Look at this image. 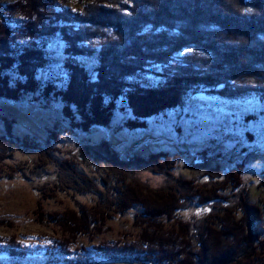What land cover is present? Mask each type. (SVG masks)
Wrapping results in <instances>:
<instances>
[{
	"label": "rangeland",
	"instance_id": "374dc122",
	"mask_svg": "<svg viewBox=\"0 0 264 264\" xmlns=\"http://www.w3.org/2000/svg\"><path fill=\"white\" fill-rule=\"evenodd\" d=\"M151 1L0 0V29L13 37L34 30L35 36L41 35L35 38L37 44H45L51 60L38 74L37 93L15 101L0 99V246L26 251L23 257L1 254V264H182L189 259L180 255L185 249L197 253L194 241L186 244L182 236L177 238L176 234L182 235L177 220L161 216L147 224L146 218H140L145 206L149 212L163 210L166 190L156 194L144 187H165V177L142 169H134L133 175L132 171L114 173L115 169L106 166L104 149L98 148L102 143L124 164L155 158L157 172L170 168L173 178L187 182L188 189L195 188L187 195L174 192L182 215L178 220L214 227L220 219L229 220V225L239 220L242 214L236 209L243 203L263 210L264 102L227 101L200 93L182 107L141 121L142 128L135 129L126 126L133 119L119 105L107 127L82 132L71 128L58 99L41 94L47 84L56 92L64 89L61 59L63 48L71 47L67 40L71 34L84 57L91 54L85 50L102 51L127 38L120 52L125 59H138L164 72L173 70L182 59H206L192 49L172 52L171 47L146 45L147 38L159 37L163 29L149 33L150 27L145 26L135 31V36L145 37L143 44L128 39L129 18L136 17L143 2ZM113 12L115 18L109 16ZM57 26L65 32L58 33ZM74 30L81 34L73 35ZM88 69L94 76L93 64ZM233 84L231 91L254 87L264 93V82L255 84L245 76ZM70 113L77 117L73 108ZM112 190L117 193L114 201L125 199L129 209L98 207V203L107 204ZM83 215L88 221H98L95 228L84 235L69 231V224H79ZM258 226L264 243V211ZM159 239L172 244L166 251L176 262L151 260V255L141 254L110 260L97 254V248L113 246L159 253ZM254 246L264 264V246ZM237 260L233 264L244 259Z\"/></svg>",
	"mask_w": 264,
	"mask_h": 264
},
{
	"label": "trees",
	"instance_id": "16d2710c",
	"mask_svg": "<svg viewBox=\"0 0 264 264\" xmlns=\"http://www.w3.org/2000/svg\"><path fill=\"white\" fill-rule=\"evenodd\" d=\"M147 3L149 2H143L141 8H137L135 18H129L128 29L131 31L128 30V39H134L136 43L140 40L143 44L145 37L135 36V31L141 32L145 26L150 27L149 33L163 29L159 32V37L147 38L146 45L171 47L172 52L192 49L199 51L206 59H182L179 65L172 67L173 70L164 72L143 65L141 60L129 62L125 59V53L120 52H123L127 38H122L116 44L114 42L110 48L102 51L85 50L91 52V56L84 57L80 55L84 51L75 48L74 36L69 35L73 39L67 37L72 42L71 47L63 48L61 59L66 78L65 87L56 92L53 85L47 84L41 94L60 101L62 114L71 122L72 129L87 132L94 126L107 127L119 105L133 119L126 126L131 129L142 128L141 121L182 107L200 93L217 95L227 101L256 99L264 102L261 89L256 91L252 87L243 91H231L235 90L233 83L240 75L255 84L264 82V0H154ZM145 6L148 8H144ZM113 13L114 15L111 13L109 16L115 18L116 13ZM56 30L58 33L65 32L59 26ZM29 31L28 35L13 37L6 30L0 29V99L15 101L37 93L40 85L38 74L51 62L45 44L40 46L35 40L41 35L35 36L34 30ZM168 32H173L176 37ZM72 33L78 36L81 34L76 30ZM90 63L93 64L94 76L88 69ZM70 108L77 115L75 119L71 116ZM98 148L104 149L106 166L111 170L115 169L116 174L132 171L130 174L133 175L134 169H142L161 173L165 177V187L157 190L146 185L144 187L156 194L166 190L163 210L152 209L153 212H149L145 206L140 218H146L147 224L161 216L178 221L182 235L176 234L177 238L181 239L182 236L181 241L186 244L192 240L199 249L197 253H189L185 249L180 255L189 259L182 264H233L238 261V257L244 259L238 264L261 263L259 254H255L254 244L264 246L258 226L262 222L264 208L261 210L243 203L236 209L242 216L230 225L227 219H220L214 227L204 223L195 225L183 222L181 217L178 220V215H182L180 208L176 207L178 196L175 193H194L193 186L188 189L187 182L173 178L170 168L157 172V163L153 161L155 158L147 162L137 159L124 164L118 161L106 143L100 144ZM162 158L165 157H159ZM158 167L164 168L161 165ZM109 193L106 197L107 204L98 203L99 208H116L120 211L130 208L125 199L114 201V196L117 195L114 190ZM122 194L124 193L121 192ZM194 195L200 200L204 199L200 193ZM79 222L70 223L69 231L89 234L98 221H88L83 215ZM78 225L84 226L85 231L81 232ZM156 245H159V253L155 250L148 251L147 248L139 251L132 247L113 246L97 248V254L110 260L141 254L151 255V260L176 262L174 255L166 251L172 244L159 239ZM243 246L246 248L243 249ZM1 254L11 258L23 257L26 251H15L11 245H7L0 246ZM1 262L0 259V264Z\"/></svg>",
	"mask_w": 264,
	"mask_h": 264
}]
</instances>
